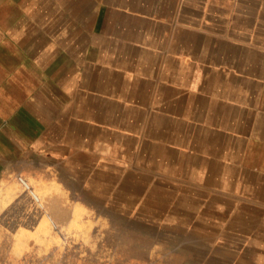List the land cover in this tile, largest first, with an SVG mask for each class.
Masks as SVG:
<instances>
[{"label":"crops","instance_id":"obj_1","mask_svg":"<svg viewBox=\"0 0 264 264\" xmlns=\"http://www.w3.org/2000/svg\"><path fill=\"white\" fill-rule=\"evenodd\" d=\"M82 14L0 0V240L43 239L56 210L80 217L83 191L120 175L170 193L156 224L264 264V0Z\"/></svg>","mask_w":264,"mask_h":264},{"label":"rangeland","instance_id":"obj_2","mask_svg":"<svg viewBox=\"0 0 264 264\" xmlns=\"http://www.w3.org/2000/svg\"><path fill=\"white\" fill-rule=\"evenodd\" d=\"M105 3L110 0H82L83 23L95 21L94 10ZM138 181L99 176L96 195L83 191L80 217L77 208L56 210L50 228L34 235L43 239L0 240V264H239L232 251L213 248L201 232L156 224L170 219V193L151 186L139 194Z\"/></svg>","mask_w":264,"mask_h":264}]
</instances>
